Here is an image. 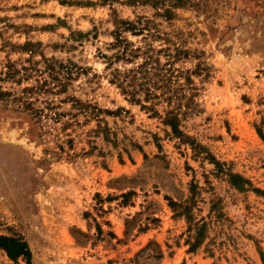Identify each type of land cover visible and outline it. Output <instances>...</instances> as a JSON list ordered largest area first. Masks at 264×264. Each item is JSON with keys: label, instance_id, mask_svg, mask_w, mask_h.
<instances>
[{"label": "rangeland", "instance_id": "1", "mask_svg": "<svg viewBox=\"0 0 264 264\" xmlns=\"http://www.w3.org/2000/svg\"><path fill=\"white\" fill-rule=\"evenodd\" d=\"M0 236L31 264H264V0H0Z\"/></svg>", "mask_w": 264, "mask_h": 264}, {"label": "trees", "instance_id": "2", "mask_svg": "<svg viewBox=\"0 0 264 264\" xmlns=\"http://www.w3.org/2000/svg\"><path fill=\"white\" fill-rule=\"evenodd\" d=\"M118 42L122 43L121 41ZM126 78L127 76H125V79L120 81V84L124 86L126 82V86H132L130 82L133 81L134 79L127 80ZM134 87L135 86H133L132 91H130L133 97L136 94ZM124 92H126V89H124ZM166 123H168L172 127L173 132H176L177 134L180 135H184V133H182V131H180V129L178 128V125L174 122L173 118H168L166 120ZM216 164H220V163L216 162ZM229 180L230 183H232V185L240 191L246 190V185L249 184V181L239 174L229 173ZM0 247L6 251L7 255L10 258L17 259L22 256L27 259L28 264H31L30 258L32 256V253L28 246V243L25 240L0 236Z\"/></svg>", "mask_w": 264, "mask_h": 264}]
</instances>
